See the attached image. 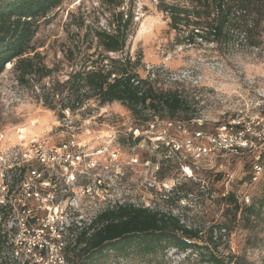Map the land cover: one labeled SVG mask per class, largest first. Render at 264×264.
Instances as JSON below:
<instances>
[{
    "label": "rangeland",
    "instance_id": "1",
    "mask_svg": "<svg viewBox=\"0 0 264 264\" xmlns=\"http://www.w3.org/2000/svg\"><path fill=\"white\" fill-rule=\"evenodd\" d=\"M126 1L125 10L129 5ZM103 11L100 0H66L42 23L37 35V44L41 46L37 50L50 66L61 60V73H68L71 67L62 49L71 13L82 12L87 22L98 21L105 27L108 12ZM134 13V27L125 51L110 55L129 54L133 60H139L137 70L144 78L155 71L159 90L187 91L194 103V118H178L172 125L169 120L158 118L154 129L149 130V122L141 124L128 108L113 102L98 108L92 104L91 110L82 108L61 119L58 111L45 107L31 89L17 83L12 64L8 63L0 74V134L7 136L0 140V147L36 136L52 137L58 142L75 134L89 151H99L96 157L100 166L94 170L93 180L84 181L90 192L76 184L77 203L85 219L116 204H133L177 216L187 226L200 228L207 239L211 225L228 217L227 206L220 199L226 186L220 175L216 176L224 161L196 158L184 149L175 151L172 139L182 143L199 130L217 132L219 126L233 118L264 138V26L260 47H250L237 37L223 46L200 41L188 44L183 39L187 32L172 28L170 16L160 9L158 0H134ZM178 121H184L187 133L178 127ZM136 129L140 131V145L132 138ZM157 137L162 139L156 140ZM113 153L116 158H112ZM235 160L223 166L221 175L234 174L233 188L248 191L255 201H260L264 198V175L258 183L250 184V158H244L240 165ZM185 167H189L187 173L192 172L191 177L184 173ZM6 218L3 216L2 221ZM1 228L7 230V224L3 223ZM14 239L12 234L8 236L0 252V264H23L30 259L31 263H44L38 256L22 254L20 250L19 255L15 253L23 245ZM38 239L31 236L26 241L33 243ZM226 241L229 248H223L226 244L220 247L226 253L231 250L256 264H264V205L262 216L254 224L246 227L240 221ZM50 242L51 252L60 242ZM198 243L203 244L201 240ZM196 258L191 249L170 246L145 259L131 255L115 264H189ZM46 259L45 262L54 264L55 251Z\"/></svg>",
    "mask_w": 264,
    "mask_h": 264
},
{
    "label": "trees",
    "instance_id": "2",
    "mask_svg": "<svg viewBox=\"0 0 264 264\" xmlns=\"http://www.w3.org/2000/svg\"><path fill=\"white\" fill-rule=\"evenodd\" d=\"M65 1L0 0V74L12 64L17 83L31 89L45 107L58 111L61 119L66 118V109L75 113L91 110L92 104L98 108L113 102L128 108L141 124L156 117L194 118V103L187 91L159 90L158 75L142 77L137 70L139 60L129 54L110 55L125 51L135 22L134 0H129L127 10L126 0H100L104 14L108 12L105 27L98 21L87 22L82 12H72L62 49L71 70L61 73V60L50 66L37 50L41 46L37 35L42 23ZM158 6L169 14L173 29L187 32L183 39L188 44L200 41L223 46L237 37L250 47L261 46L264 0H158ZM220 199L228 217L211 225L207 239L200 228L189 227L170 213L133 204L104 209L77 236L65 237L67 264H115L131 255L145 259L170 246L191 249L197 258L189 264H256L244 254L226 253L220 247L229 248L226 238L240 221L249 227L262 216L264 198L242 206L231 191L221 193ZM1 225L0 252L8 242ZM31 260L23 264H37Z\"/></svg>",
    "mask_w": 264,
    "mask_h": 264
},
{
    "label": "built area",
    "instance_id": "3",
    "mask_svg": "<svg viewBox=\"0 0 264 264\" xmlns=\"http://www.w3.org/2000/svg\"><path fill=\"white\" fill-rule=\"evenodd\" d=\"M154 73L156 74L152 70L153 76ZM64 112L66 116L72 113L69 109ZM169 121L172 125L173 120ZM155 123H158V117L149 122L148 129H154ZM177 124L184 132H188L184 121H178ZM139 132L136 129V135L132 137L137 145L141 144ZM6 138L4 133L0 134L1 141ZM161 139L157 137L156 140ZM172 140L175 151L184 149L193 157H206L213 162L223 160L224 163L220 164L222 168L216 171V176L220 175L226 186L223 194L233 191L240 205L252 203L253 198L248 191L233 188L234 174H221L223 166L231 165L232 159H236L235 163L240 165L244 158L249 157L250 184L258 183L262 179L264 138L260 134L254 133L241 120L233 118L219 126L217 132L199 130L187 136L182 143L175 138ZM98 153L99 151H89L75 134L59 139L58 142L53 141L52 137L36 136L25 142L13 141L0 147V224H7V230L4 231L8 236L12 234L14 240L23 245L15 253L19 255L21 251L22 254L38 256L43 264H49L45 259L55 251L54 264H67L65 237L77 236L102 211L85 219L77 203L76 189V184H79L84 188L83 191L90 192V186L85 188L87 184L84 181L93 180L94 170L100 166L96 157ZM114 157L117 154L113 153L112 158ZM187 168L189 167L183 168V171L191 177L192 172L188 174ZM100 180L98 179L99 183ZM204 184L202 188L205 187ZM3 216L7 217L5 221H2ZM31 236L39 239L27 243L26 240ZM54 240L60 243L55 249L51 248L50 252V241Z\"/></svg>",
    "mask_w": 264,
    "mask_h": 264
},
{
    "label": "bare ground",
    "instance_id": "4",
    "mask_svg": "<svg viewBox=\"0 0 264 264\" xmlns=\"http://www.w3.org/2000/svg\"><path fill=\"white\" fill-rule=\"evenodd\" d=\"M186 171H187V169H186Z\"/></svg>",
    "mask_w": 264,
    "mask_h": 264
}]
</instances>
